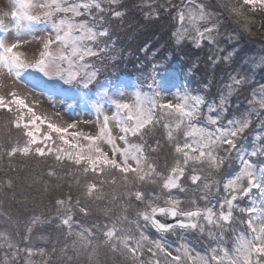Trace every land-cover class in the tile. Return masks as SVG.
<instances>
[{
  "label": "snow or ice",
  "instance_id": "snow-or-ice-1",
  "mask_svg": "<svg viewBox=\"0 0 264 264\" xmlns=\"http://www.w3.org/2000/svg\"><path fill=\"white\" fill-rule=\"evenodd\" d=\"M5 7L0 163L6 157L12 172L17 157L51 159L46 174L54 179L33 176L28 186L40 185L38 195L21 190L20 200L13 178L0 180V193L11 191L30 213L13 222L15 232L0 231V264H264V77L257 81L252 67L236 65V49L220 46L215 10L254 35L264 0L215 7L209 0H138L148 22L170 15L177 47L209 46V61L225 66L215 92L210 82L191 88L187 76H169L160 63L135 80H101L122 55L113 31L124 27L125 0H10ZM21 82H51L84 106L94 121L83 123L94 122L96 134L78 129L77 120L37 115L15 87ZM157 131L171 164L168 157L159 162Z\"/></svg>",
  "mask_w": 264,
  "mask_h": 264
},
{
  "label": "rangeland",
  "instance_id": "rangeland-1",
  "mask_svg": "<svg viewBox=\"0 0 264 264\" xmlns=\"http://www.w3.org/2000/svg\"><path fill=\"white\" fill-rule=\"evenodd\" d=\"M174 3H179V0H173ZM220 0H209L214 7L218 5ZM138 0H125L126 7L129 9L128 16L125 20L124 27H115L113 31V38L116 41L117 50L122 53L118 58L115 67H110L101 76V80L105 77L109 79L115 78L119 75L122 79L135 80L142 71L150 69L153 63H160L163 65L162 71L167 70V74L172 77L188 78L189 86L193 89L202 88L205 82H210L211 90L215 92L219 85L221 78L225 75L223 64L214 65L208 59L210 48L207 44L200 48H196L189 43H185L177 47L172 39L171 33L174 30V21L170 15L165 13L162 18L155 22H148L136 8ZM10 4V0H0V10H7L5 5ZM219 15L220 46L227 52L236 49V56L234 57L237 66L252 67V75L257 81L264 77V71L261 70L260 61L264 60V39L258 38V31L264 26V14H255L256 23L251 25L254 35H249L245 32L240 24L235 23V17L215 7ZM231 37V39H229ZM36 47L32 44L27 51L31 55L32 50ZM141 49H146L141 51ZM5 88L7 93L10 89L7 85L10 81L7 77L4 78ZM17 90L27 97L26 102L34 108L37 115L47 116L51 122L58 124H66L73 120L80 121L78 129L83 130L89 134H96L97 127L95 123L85 124L83 121H94V118L88 114L83 105H77L74 101L62 95L57 87H53L51 82L48 86L33 88L32 85H25L24 83H17L15 85ZM244 95H247L245 93ZM240 102H244V96L240 97ZM42 130L46 125H42ZM69 131H72L70 129ZM15 133V130H14ZM155 136L160 140L159 157L160 163L163 164L164 158L168 157L169 164H171V157L169 153L171 149L164 141L162 131H157ZM149 143H154L150 140ZM108 150L107 146H104ZM35 157L24 161L17 157L14 160L16 170L8 172V162L5 157L4 161L0 163V180L11 176L16 184L17 197L20 200L21 190H24L30 196H37L40 185L29 187V183L33 176H42L44 180L52 181L54 178L47 176V165L54 163L51 159L45 164L44 160L38 162ZM23 163V167L21 164ZM238 165V161L236 162ZM19 177V179H17ZM67 184L61 192H67ZM76 188L73 187V196L76 195ZM61 192L53 193L54 196H59ZM11 198V191H7V195L0 193V231L7 230L15 232L13 222L22 221L30 213L23 211L20 204ZM45 204L48 203V198H45ZM11 217V220L8 217ZM21 235H23L24 226L20 224ZM0 249V255L3 253Z\"/></svg>",
  "mask_w": 264,
  "mask_h": 264
},
{
  "label": "trees",
  "instance_id": "trees-1",
  "mask_svg": "<svg viewBox=\"0 0 264 264\" xmlns=\"http://www.w3.org/2000/svg\"><path fill=\"white\" fill-rule=\"evenodd\" d=\"M260 29H261V31H258V33H257V35H259L258 38H263L264 39V26H262ZM36 160L38 162H42L43 161V159H41V158H36Z\"/></svg>",
  "mask_w": 264,
  "mask_h": 264
}]
</instances>
